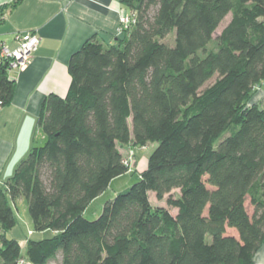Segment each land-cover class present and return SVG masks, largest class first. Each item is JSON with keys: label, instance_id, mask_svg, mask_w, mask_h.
<instances>
[{"label": "trees", "instance_id": "16d2710c", "mask_svg": "<svg viewBox=\"0 0 264 264\" xmlns=\"http://www.w3.org/2000/svg\"><path fill=\"white\" fill-rule=\"evenodd\" d=\"M120 3L135 22L115 44L92 36L71 54L66 94L39 109L44 143L0 181V264H254L264 245V108L250 100L264 81V0ZM14 89L4 62L0 109ZM149 143L139 180L87 220L127 172L120 146ZM151 193L169 194L176 214ZM22 197L33 230L51 232L24 248L6 237Z\"/></svg>", "mask_w": 264, "mask_h": 264}, {"label": "crops", "instance_id": "0c3cea01", "mask_svg": "<svg viewBox=\"0 0 264 264\" xmlns=\"http://www.w3.org/2000/svg\"><path fill=\"white\" fill-rule=\"evenodd\" d=\"M12 2L16 4L0 9V42L13 49L16 35L28 31L40 42L28 65L9 70L15 89L11 102L0 109V181L13 175L33 146L44 143L37 126L39 109L47 95L66 94L71 54L92 36L115 44L123 36L116 32L120 18L130 14L120 0H0V6ZM250 102L264 108V81ZM254 264H264V245Z\"/></svg>", "mask_w": 264, "mask_h": 264}, {"label": "rangeland", "instance_id": "374dc122", "mask_svg": "<svg viewBox=\"0 0 264 264\" xmlns=\"http://www.w3.org/2000/svg\"><path fill=\"white\" fill-rule=\"evenodd\" d=\"M131 14V13H130ZM228 19V17H226ZM227 20L221 23L219 29L213 36L214 38L219 33L221 27L226 23ZM175 32L168 35L163 41L168 44H173ZM38 136V134H37ZM225 136V135H224ZM218 138L215 141L217 145L223 137ZM43 144V143H41ZM40 144V145H41ZM157 143H149L146 146H134V145H122L120 146V151L123 156L125 165L127 166V172L115 179H113L105 190V192L96 198L88 206L84 213V217L87 220H95L102 212L104 203L112 199L117 193L129 188L134 182L139 180L140 173L147 168L148 158L153 150L156 148ZM178 189L173 190L172 194L175 196L178 194ZM169 194L165 195L161 200L155 198L153 193L150 194V200L155 207H164L168 209L172 215H175L177 210L168 205L167 199ZM15 216L16 225L6 232V237L9 239H15L19 241L22 247H25V242L27 239L40 240L45 237H49L51 232H38L34 231L32 227L31 217L27 207V201L25 198H18L12 203ZM47 264H61L60 257L57 256L55 259L49 261Z\"/></svg>", "mask_w": 264, "mask_h": 264}, {"label": "built area", "instance_id": "2783aa9c", "mask_svg": "<svg viewBox=\"0 0 264 264\" xmlns=\"http://www.w3.org/2000/svg\"><path fill=\"white\" fill-rule=\"evenodd\" d=\"M135 22L133 14L121 17L116 32L122 34L131 24ZM17 46L9 49L4 43L0 42V66L8 63V70H20L31 61L36 52L40 38L35 32L28 31L16 35Z\"/></svg>", "mask_w": 264, "mask_h": 264}]
</instances>
